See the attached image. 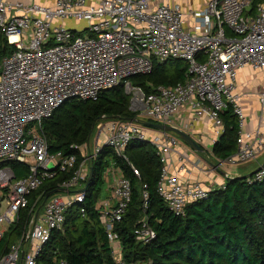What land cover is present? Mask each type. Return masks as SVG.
I'll return each instance as SVG.
<instances>
[{
	"label": "built area",
	"instance_id": "2783aa9c",
	"mask_svg": "<svg viewBox=\"0 0 264 264\" xmlns=\"http://www.w3.org/2000/svg\"><path fill=\"white\" fill-rule=\"evenodd\" d=\"M49 1L51 6L0 0V36L11 46L0 61V164L18 161L29 169L26 176L15 178L9 165H0V238L19 211L28 207V222L0 256V264H35L51 231L63 229L67 209L78 204V211L84 213L81 203L86 181L103 145L114 156L107 159L102 172L105 181L111 178L106 181L107 195L97 199L95 209L111 257L114 264H147L127 261L116 233L132 194L130 179L117 160L139 177L125 154L126 145L132 139L151 143L161 165L157 194L169 210L183 216L187 204L205 199L212 189L196 180L178 178L187 158L180 138L132 119L102 116L85 142L71 146L79 154H63L48 150L42 122L67 99H96L103 90L121 83L136 118L184 131L206 119L220 135L221 113L230 104L238 133L234 153L223 161L238 164L256 159L264 150V132L259 126L245 128L247 116L242 95L236 91V78L245 65L264 71V0L253 11L254 0H205L188 9L180 0ZM66 20L85 21L87 26L76 30L65 26ZM170 58L187 62L183 82L151 86L146 92L130 80L150 72L153 60ZM259 101L264 108V90ZM186 110L190 117L182 120ZM192 137L199 142L200 138ZM61 172L69 175L57 183V191L41 202L37 195L30 204L31 193ZM263 177L264 162L253 180ZM145 188L142 184L144 208ZM132 232L141 243L156 235L146 215Z\"/></svg>",
	"mask_w": 264,
	"mask_h": 264
},
{
	"label": "trees",
	"instance_id": "16d2710c",
	"mask_svg": "<svg viewBox=\"0 0 264 264\" xmlns=\"http://www.w3.org/2000/svg\"><path fill=\"white\" fill-rule=\"evenodd\" d=\"M259 2L254 0L252 11ZM10 50L11 46L0 36V61ZM186 71L187 62L183 59L153 60L150 72L133 75L130 80L148 92L151 86L183 82ZM129 100L121 83L103 90L96 99L65 100L42 122L48 150L79 154L71 146L87 140L97 119L102 116L125 119L136 116L137 113L129 108ZM221 118L223 131L211 147L212 155L219 161L234 153L238 133L237 117L230 104L222 111ZM125 154L139 171L137 177L127 164L117 160L132 187L129 206L116 225L127 261L147 264H264V177L253 180L254 173H250L226 178L224 184L212 189L205 199L187 204L185 214L180 216L169 210L157 194L161 165L155 147L148 141L132 139L126 145ZM113 156V150L103 145L93 162V177L81 203L84 213L78 211V204L67 209L63 229L51 231L36 256L35 264H114L109 241L95 209L97 199L102 196L103 169L107 159ZM5 164L10 166L15 178H22L29 171L25 163L8 161L0 165ZM68 175L61 172L45 180L31 193L30 204L37 195H41V202ZM142 184L148 193L145 208ZM143 215L147 216L156 234L147 243L137 241L132 232ZM27 222L28 207L19 211L15 222L0 238V256L19 238Z\"/></svg>",
	"mask_w": 264,
	"mask_h": 264
},
{
	"label": "crops",
	"instance_id": "0c3cea01",
	"mask_svg": "<svg viewBox=\"0 0 264 264\" xmlns=\"http://www.w3.org/2000/svg\"><path fill=\"white\" fill-rule=\"evenodd\" d=\"M22 1L24 3L47 2L49 0H8ZM205 0H180L182 7L188 9L190 7H198ZM264 90V71L253 70L250 66L245 65L238 71L236 78V91L241 93V105L244 113L247 116L245 124L246 129L260 127L264 132V108L259 101V94ZM190 117L189 110H186L181 119L185 120ZM185 131L197 138L202 146V152L192 150L186 143L181 142L184 154L187 158L183 161L184 169L179 171L178 178L184 180H196L204 186L211 189L220 187L224 184L226 178L235 176H245L257 169L264 162V150L257 156L256 159L242 162L238 164H228L224 161H219L214 158L211 153V147L218 136L214 133L211 123L206 119H200L192 127L186 128ZM173 172L175 170L172 169ZM111 180V178H106ZM103 179L102 196L107 195V182Z\"/></svg>",
	"mask_w": 264,
	"mask_h": 264
},
{
	"label": "water",
	"instance_id": "95a60500",
	"mask_svg": "<svg viewBox=\"0 0 264 264\" xmlns=\"http://www.w3.org/2000/svg\"><path fill=\"white\" fill-rule=\"evenodd\" d=\"M131 119L135 122L142 123L143 125L148 126V127H153L156 129L172 132L175 135H177L180 138V140H182L184 143H186L192 150H194L196 152H202L203 151V148L199 144V142H197L189 133H187L186 131H184L178 127L167 125V124H161V123H157V122H151V121H142L141 119L136 118V117L131 118ZM257 169H255L251 173H255L257 171ZM92 177H93V170L90 169V172H89V175H88V178L86 181V186L89 185V183L92 180ZM55 191H57V189L53 190L52 192H55Z\"/></svg>",
	"mask_w": 264,
	"mask_h": 264
},
{
	"label": "rangeland",
	"instance_id": "374dc122",
	"mask_svg": "<svg viewBox=\"0 0 264 264\" xmlns=\"http://www.w3.org/2000/svg\"><path fill=\"white\" fill-rule=\"evenodd\" d=\"M45 6H51V3L47 2V4ZM64 25L67 26V27L74 28L76 30H82V29H84L87 26L85 21H78V20L77 21H75V20H66L64 22ZM137 117H139V116H137ZM93 137H94V132L90 136V142H93ZM103 193H105V191ZM5 205H6L5 202H3L2 203V208H4Z\"/></svg>",
	"mask_w": 264,
	"mask_h": 264
}]
</instances>
